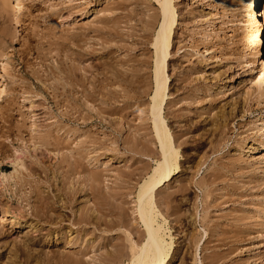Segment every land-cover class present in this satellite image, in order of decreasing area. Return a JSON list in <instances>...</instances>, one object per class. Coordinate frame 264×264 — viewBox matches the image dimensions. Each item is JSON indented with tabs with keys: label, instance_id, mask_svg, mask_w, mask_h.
<instances>
[{
	"label": "rangeland",
	"instance_id": "374dc122",
	"mask_svg": "<svg viewBox=\"0 0 264 264\" xmlns=\"http://www.w3.org/2000/svg\"><path fill=\"white\" fill-rule=\"evenodd\" d=\"M8 1H0L5 6H0V148L24 157L32 150L31 136L59 131L62 149L45 151L43 164L53 167L60 153L72 154L81 161V173L69 175L64 188L60 176L47 186L34 185L44 198L24 199L32 189L7 186L13 168L0 169V264H71L82 255L83 264H105L98 257L116 246H124L126 254L131 232L142 229L136 192L154 165V152L145 145L158 150L148 111L155 89L152 41L161 21L158 3ZM172 1L177 24L166 75L174 101L164 108V118L179 136L181 171L161 189L165 195L156 196L163 211H173L174 205L181 213L180 223L169 217L175 240L169 264L207 263L204 252L209 256L218 249V256L229 255L218 264H264V98L251 94L250 75L243 68L250 58L256 68L255 27L243 12L249 0ZM258 17L264 24V15ZM250 143L253 148L245 151ZM2 154L0 163H7ZM90 171L100 176L95 197L80 182ZM197 179L209 183L203 189ZM181 181L190 190L166 198ZM71 188H76L73 196L62 199ZM100 201L114 206L111 211L100 208L110 212L104 213L107 224L84 233L76 215ZM33 204L41 209L39 215L32 214ZM10 216L22 225L9 227ZM205 244L222 247L216 251ZM80 249L87 252L76 253Z\"/></svg>",
	"mask_w": 264,
	"mask_h": 264
},
{
	"label": "bare ground",
	"instance_id": "6f19581e",
	"mask_svg": "<svg viewBox=\"0 0 264 264\" xmlns=\"http://www.w3.org/2000/svg\"><path fill=\"white\" fill-rule=\"evenodd\" d=\"M0 1L2 3L5 0H3V1L0 0ZM6 1L9 2L8 0H6ZM156 1L158 3L159 9H160V17H161L160 19H161V21H160L159 27H157L158 29H157L156 34H155V36L153 38V41H152V45H153V48H154V57H155L154 61H153L154 62L153 63L154 64V74L153 75H154V82H155L154 88L155 89L153 90L154 91L153 94L150 96V103H149L150 105L149 106L147 105V106L149 107L148 111H149V115H150V118H151V124H152L151 128H152V131L154 133V136H153L154 137V143L157 144L158 150L155 149V148H154L155 149L154 150L153 148L149 147V145L148 146L145 145V149L148 147V149H150L149 151L152 150L154 152L153 156L150 157L154 161V165L151 168V170L147 174H145V176L143 177L141 182L138 184V189H137V192H136L137 218L139 220L138 222L142 226V229L141 230H138V229H135V228H134L135 230L132 229L133 232H131V233L133 234L134 238H130V240L128 239V237H130V236H128L126 238V239H128V241H130V242L127 241L128 245L126 244L127 246H125V247H128V252L126 251V254H128V255L125 254V251L122 248L124 246H122L120 248L116 246V248L113 247L115 250L113 249L112 252L111 251L106 252V255H104V257H102V258L98 257L100 260L102 259L103 263H105V264H169V261L173 257V251L174 250H173L172 245H173V242L175 241V240L172 241V234H170L171 233V230H170L171 229V225H169V223H170L169 221L172 220V219L175 220V221H178L179 217L181 216L180 215L181 214L180 211L178 213V209L177 210L173 209V208H175V206L172 205L174 202H171L173 198H171V201H170V203H172L171 205L173 206V208H171L173 211H170V212H167L168 210H170L168 208H166L168 210L165 209V211H163L161 209V207H159L160 206V204L158 203L159 201L157 202V200H156L157 199V197H156L157 194H161V195L164 194V193L163 194L161 193V192H163V191H161V189L164 186H169L171 184V182L175 179L176 174H178L179 171H181V167H180V163L181 162L179 161L180 160V150H179L180 142L178 141V137L179 136H176L177 134H172L173 132L170 131V129H169L170 127L167 126L168 123L165 122V118H164V112H165L164 108L166 107V105L173 104V101H174L168 95L169 94L168 86L170 84L168 85V83H167L168 77L166 75V73H167L166 72V67L168 66L167 63L169 61L168 59H170L169 57L171 55V50H173V44H174L173 43V36H174V33H175L174 29H175L176 24H177V16H176L175 7H174V4H173L172 0H156ZM1 3H0V6H2V9H3V6L7 5V4H5V2H4V5H1ZM4 9H5V6H4ZM243 10H244L243 11L244 15L247 16V21L251 25H254V27H255L252 30V32H251V34H252L251 36H252L253 41H255V43H256V46L254 47V52L252 53V55L254 56L255 61H256L255 62L256 63V68L253 66L254 64H252L253 63V59L252 58H250L251 60H247L246 59L247 61L244 60L245 62L243 63V68H244V71H245L244 74L250 75L249 82H248L250 84V88H248V89H250L251 94H254V97L256 96L257 98H261L262 99V98H264V24H262V20L259 19L258 16L264 15V0H249L248 3L244 6ZM0 11L2 12V10H0ZM1 12H0V17L2 15ZM232 51H234V49ZM241 63H242V61H241ZM247 81H248V78H247ZM192 92H194V91H192ZM192 92H190V93H192ZM0 94H1V92H0ZM251 94H250V96H252ZM189 96L191 97L193 95H189ZM174 106H176V105L174 104ZM170 108H171V106H170ZM170 108H168V109H170ZM214 116H216V115H214ZM218 116L220 117V115H218ZM225 123H226V121H225ZM219 124H217V125H219ZM59 127H61V126H59ZM2 129H3V127H2ZM58 130H60V129H58ZM58 130H56V131H58ZM172 130H174V129H172ZM58 132L55 133V134L53 132H47L44 136H37L35 138L33 137L35 135L31 136V138H30L31 140L30 139L29 140H30V142H33V147H32V150L30 152L28 150L29 153H27L26 156L23 155L24 157L7 155L6 153H4L2 148H0L1 154L3 152L1 159L2 160L9 159V161H7V163H6V161L0 163V169L6 170L7 168H9L11 166L13 168L12 171L8 175V179H10L12 182H8L7 186H13L14 185V186H16L17 190H20L22 186L24 187V185H28L30 190L32 189L28 194L27 193L23 194L24 199H31V198L32 199L33 198L34 199H42V198H44L45 194L41 195L40 193H38L39 190H38V192H36L35 189H34L36 186L34 187V185H38L41 182H43V184L45 185V183H49L50 182L51 178H53V177L57 178V177L60 176L61 178L59 180H60V183H62L60 185H62V187H63V185L67 182L66 179L69 178V175H71V174L74 175L75 171L76 172H80V170H78V168L81 167V161H79L78 158L74 157L72 154L66 155L64 153H60V158L58 159V161H56V164H54L53 167H49L48 165H44L43 164V158L46 155L45 151H47V153H50L51 151L56 149L59 152L62 149L61 148L62 147L61 146L62 145V142H61L62 139L59 140L60 139V136H59L60 134ZM174 133H176V132H174ZM16 138H18V137H16ZM16 138H14L13 141ZM19 139H21V138H19ZM29 140H28V142H29ZM180 141H182V140H180ZM183 142H185V141H183ZM151 143H153V142H151ZM183 144H181V145H183ZM2 146H3V143L0 142V147H2ZM59 146H61V147H59ZM247 147H249V148H246V149L243 148V149L245 151H249L250 148H253V143H250ZM148 149H146V150L148 151ZM25 150H27V149H25ZM37 153H39V156H38ZM155 155H156V157H155ZM260 158H264V151H262V154H261ZM50 173H51V176H50ZM37 174L39 176H35ZM33 176H35L36 178H33ZM71 180L72 179H70V181ZM192 180H193V178H192ZM197 180H196V182H197ZM70 181H69V183H71ZM80 182H83V183H81V185L84 184V187L86 186L87 190L89 189L90 193L91 194L93 193L92 195H93V197H95V193L97 191V183L100 182L99 174L96 173V172H92V171H90L89 174L86 172V175L83 176V178H82V180ZM202 182H201V179H200V181L198 180L197 184L202 186L203 184H205L204 182L209 183L206 180H202ZM178 183H180V184H178V186L176 185L177 187L175 186L176 187L175 190L172 189L173 190L172 192L171 191L167 192L166 198L170 197V196L171 197L172 196H176L177 193H181V192L186 191V190L189 189V187H188V185L186 183H184L182 181L178 182ZM191 183H195V182L192 181ZM197 184H196V186H197ZM66 185H65V187H66ZM207 185H209V184H207ZM45 186H47V185H45ZM36 189H38V188H36ZM71 189L72 190L70 192H68V191L65 192V190H64V192H62V195H63L62 199L66 200V197H68L69 195L71 196V194H73L75 192V190H76V188H75V190H74V188H71ZM80 189H83V188L80 187ZM203 189H204V187H203ZM203 189H202V192L205 194L206 192H204L205 190H203ZM207 190L209 191V189H207ZM33 191H34V193H32ZM208 191H207V193H208V195H210ZM203 197H204V195H203ZM163 198H161V199H163ZM204 198L206 199V197H204ZM45 199H46V197H45ZM58 200L59 199H57V202H58ZM164 201H166V199ZM167 201H168V199H167ZM39 202H38V204H39ZM48 202H51V201H48ZM53 202H55V201H53ZM66 202L67 201H65V203ZM177 203H178V201H177ZM195 203H194V205H196ZM204 203H205V201H204ZM33 206H34V204L32 205V207ZM36 206L37 205H35L33 207V209H32L33 213L32 214L39 215L38 212L41 209L37 208L38 206L37 207ZM101 206H102V208L104 206V208H106L108 211H111L112 208L114 207V206L113 207L111 206V203L109 201H100V202L94 203L93 207L92 208L90 207L91 209L89 208V210L87 209V211H85V210L82 211L81 210L79 214L77 213L75 220L77 221L78 224H80V226H81L80 228H81V230L84 233L85 232L87 233L89 231V229L92 230V231H95L96 229L99 230L98 227L102 223L107 224V220L105 219V216H106L105 214L106 213L110 214V212H106V213L104 212L105 213L104 214L103 211H101L102 209L100 210ZM166 206H167V204H166ZM196 208H192V209H196ZM90 210H92V211H90ZM182 212H183V210H182ZM44 213H45V211H44ZM193 213L195 214V212H193ZM111 214H113V211L111 212ZM172 215L174 217L169 220V217L170 216L172 217ZM205 215H204V218H205ZM201 218L203 219V216ZM178 222H176V223L179 224L180 222L179 223ZM188 222H189L188 225H190V220ZM199 222H200V224L202 223L201 220ZM203 222L205 223L206 221H203ZM8 225H9V227H13L14 228V227L20 226L22 224H21V221L19 219H17L16 216H10V217H8ZM173 226L174 225H172V227ZM178 226H180V225H178ZM182 227H183V225H182ZM206 227H207V224H206ZM12 229L9 232H11ZM183 229L184 228H181V230H183ZM205 231H207V230H205ZM184 233H186V232H184ZM129 235H130V233H129ZM223 235H225V234H223ZM208 236H210V235H208ZM117 238H118V236H117ZM217 240H219V239H217ZM222 240H221V242H222ZM194 241L195 240L193 238V242ZM211 242H213V241H210V243ZM214 242H215V239H214ZM74 243H75V240H74ZM194 243H197V241L194 242ZM188 244H189V246L191 245L190 243H188ZM194 245H193V248H194ZM215 245H216V243H215ZM205 246H206V244H205ZM205 246H203V250H204ZM208 246H210V245H208ZM211 246H210V248H212ZM217 246H218V244H217ZM219 246L217 248H219ZM216 247L214 248V246H213L212 249L216 250ZM220 247H222V246H220ZM207 248H209V247H207ZM204 251H206V250H204ZM72 252H73V250H72ZM78 252L81 255V254L86 253L87 251L85 252L83 249H80V250H77L76 253H78ZM209 252H211V251H209ZM217 252H219V249H218ZM217 252H215L213 250V252H211V254L209 253L210 254L209 256H206L207 253L204 252L205 256H202V257H205L206 259L209 258V260L207 259L208 261L205 260L207 263H205V262L204 263L205 264H218L219 259H221L226 254H228L227 252L224 251L225 252L224 256H222L223 254L221 255V253H219L221 256H218ZM220 252H221V250H220ZM58 253L60 254V251ZM54 254H53V256H54ZM56 254H55V256H56ZM70 254H72V253H70ZM229 254H230V252H229ZM124 255H126V257H128L125 262H123V260H122L123 259L122 257ZM86 256H87V254H86ZM194 256H196V254ZM226 256H229V255H226ZM75 257H77V256H75ZM78 257H79V255H78ZM63 258H64V256H63ZM82 258H83V255H82ZM82 258L80 256V258H78V259H76V261H72V262H74V264L75 263L76 264H83V259ZM224 258H222V260ZM225 259H227V258H225ZM95 260H93V261H95ZM203 260H204V258L202 259V261ZM222 260L220 262H222ZM69 261H68V263H69ZM93 261H92V263H93ZM202 261H199V262H202ZM72 262H71V264H72ZM86 263H87V261H86ZM65 264H67V263H65ZM84 264H85V262H84ZM97 264H101V263L98 262Z\"/></svg>",
	"mask_w": 264,
	"mask_h": 264
}]
</instances>
